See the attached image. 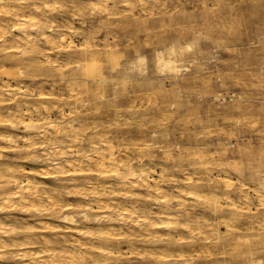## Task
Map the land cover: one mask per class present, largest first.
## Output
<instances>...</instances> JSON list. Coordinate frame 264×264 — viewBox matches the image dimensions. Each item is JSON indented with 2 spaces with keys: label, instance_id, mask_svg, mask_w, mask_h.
<instances>
[{
  "label": "clouds",
  "instance_id": "9594fccd",
  "mask_svg": "<svg viewBox=\"0 0 264 264\" xmlns=\"http://www.w3.org/2000/svg\"><path fill=\"white\" fill-rule=\"evenodd\" d=\"M0 214V264H264V0H0Z\"/></svg>",
  "mask_w": 264,
  "mask_h": 264
},
{
  "label": "rangeland",
  "instance_id": "374dc122",
  "mask_svg": "<svg viewBox=\"0 0 264 264\" xmlns=\"http://www.w3.org/2000/svg\"><path fill=\"white\" fill-rule=\"evenodd\" d=\"M189 46L194 48V49H198V51L196 53L197 59L203 57L206 60V62H208V61H214L216 58L215 53H213L211 50H209L207 45H200L198 41H194ZM179 53H181V54H179ZM184 55H186V53L184 51H182V50L178 51L177 56H184ZM188 55H191V53H188ZM128 59H133L134 61H137L138 57L126 56L124 59L119 61V66H116V68H114L111 72L116 73L119 69L122 68V65ZM113 63H114V65H116L117 61L114 60ZM145 66H146V73H149L150 71L155 73V74H165V75H167L169 73H173L170 71L169 72L166 71V73L165 72H158L157 69L155 68V64L150 66V65H147L145 63ZM107 75H108V81H107V83H105L104 89L106 92L112 93V94H115V92L116 93L122 92L125 88H127L133 82L139 83L140 78L143 77V74H140L137 69L131 71L128 78H127V76L124 77V76H120L119 74H114L112 76L110 73H108ZM204 107L207 108L208 105L205 104ZM259 178L260 177H256V179H259ZM1 215H3V214H1ZM15 215H19V214H15ZM161 231H163V230H161Z\"/></svg>",
  "mask_w": 264,
  "mask_h": 264
},
{
  "label": "bare ground",
  "instance_id": "6f19581e",
  "mask_svg": "<svg viewBox=\"0 0 264 264\" xmlns=\"http://www.w3.org/2000/svg\"><path fill=\"white\" fill-rule=\"evenodd\" d=\"M181 54V53H179ZM178 51L176 48H172L168 51L166 55H160L158 60L155 62V68L158 72H176L178 71V64H177V56ZM137 67V68H136ZM116 68V67H114ZM118 69V68H117ZM137 69L140 74H143V76L146 74V66L145 62L138 58L137 61H134L133 59H128L125 61V63L122 65V68L119 69L116 73L110 72V74L113 76L114 74H119L120 76H124L127 78L129 77V74L131 71ZM116 93V92H115ZM0 217L2 215L0 214Z\"/></svg>",
  "mask_w": 264,
  "mask_h": 264
}]
</instances>
